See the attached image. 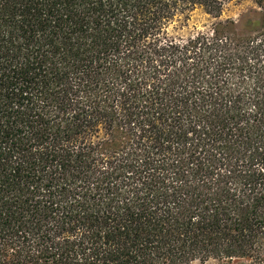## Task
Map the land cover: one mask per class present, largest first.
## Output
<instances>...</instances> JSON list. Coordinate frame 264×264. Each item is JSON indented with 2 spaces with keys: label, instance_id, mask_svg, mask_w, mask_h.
I'll list each match as a JSON object with an SVG mask.
<instances>
[{
  "label": "trees",
  "instance_id": "1",
  "mask_svg": "<svg viewBox=\"0 0 264 264\" xmlns=\"http://www.w3.org/2000/svg\"><path fill=\"white\" fill-rule=\"evenodd\" d=\"M227 1L0 0V264H264V26L169 30Z\"/></svg>",
  "mask_w": 264,
  "mask_h": 264
},
{
  "label": "rangeland",
  "instance_id": "2",
  "mask_svg": "<svg viewBox=\"0 0 264 264\" xmlns=\"http://www.w3.org/2000/svg\"><path fill=\"white\" fill-rule=\"evenodd\" d=\"M262 26H264V8L258 5L257 0H229L223 5L219 16H213L202 8H195L187 15H181L175 19L169 26V30L172 35L185 38L199 31L210 30L212 27H222L238 37H248ZM189 264L251 263L241 261L225 263L209 260L206 262L193 261Z\"/></svg>",
  "mask_w": 264,
  "mask_h": 264
}]
</instances>
